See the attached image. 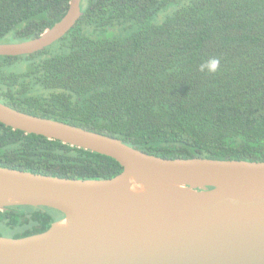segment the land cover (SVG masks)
Here are the masks:
<instances>
[{
	"label": "trees",
	"instance_id": "obj_1",
	"mask_svg": "<svg viewBox=\"0 0 264 264\" xmlns=\"http://www.w3.org/2000/svg\"><path fill=\"white\" fill-rule=\"evenodd\" d=\"M70 0H0V42L36 37ZM76 25L31 54L0 56V101L164 158L264 161V0H83ZM215 73L201 72L209 58ZM0 166L79 179L116 159L0 122ZM64 213L0 209V235L45 231Z\"/></svg>",
	"mask_w": 264,
	"mask_h": 264
},
{
	"label": "water",
	"instance_id": "obj_2",
	"mask_svg": "<svg viewBox=\"0 0 264 264\" xmlns=\"http://www.w3.org/2000/svg\"><path fill=\"white\" fill-rule=\"evenodd\" d=\"M83 0L34 38L0 42V56L52 45L82 15ZM0 122L108 155L123 170L66 178L0 166V209L64 213L48 229L0 235V264H264V161L164 158L117 137L29 114L0 101Z\"/></svg>",
	"mask_w": 264,
	"mask_h": 264
},
{
	"label": "clouds",
	"instance_id": "obj_3",
	"mask_svg": "<svg viewBox=\"0 0 264 264\" xmlns=\"http://www.w3.org/2000/svg\"><path fill=\"white\" fill-rule=\"evenodd\" d=\"M220 61L216 57L209 58L199 66L201 72L215 73L218 71Z\"/></svg>",
	"mask_w": 264,
	"mask_h": 264
}]
</instances>
